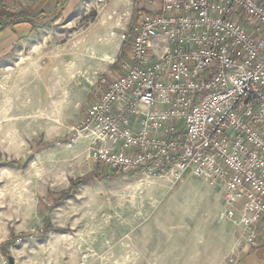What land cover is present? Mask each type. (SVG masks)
<instances>
[{
    "label": "rangeland",
    "instance_id": "1",
    "mask_svg": "<svg viewBox=\"0 0 264 264\" xmlns=\"http://www.w3.org/2000/svg\"><path fill=\"white\" fill-rule=\"evenodd\" d=\"M32 1L2 5L32 16L58 9V27L44 35L60 45L100 11L134 15L161 0H79L71 11L65 0ZM40 18L32 23L46 27ZM18 33L0 40V264H239L248 245L226 215L224 188L89 158L74 122L93 89L83 85L75 106L62 105L51 78L59 47L42 55Z\"/></svg>",
    "mask_w": 264,
    "mask_h": 264
},
{
    "label": "built area",
    "instance_id": "2",
    "mask_svg": "<svg viewBox=\"0 0 264 264\" xmlns=\"http://www.w3.org/2000/svg\"><path fill=\"white\" fill-rule=\"evenodd\" d=\"M117 36L128 53L77 124L89 157L221 186L246 244H264V0H161Z\"/></svg>",
    "mask_w": 264,
    "mask_h": 264
},
{
    "label": "crops",
    "instance_id": "3",
    "mask_svg": "<svg viewBox=\"0 0 264 264\" xmlns=\"http://www.w3.org/2000/svg\"><path fill=\"white\" fill-rule=\"evenodd\" d=\"M19 1L21 2L19 7L26 5L25 0ZM78 1L79 0H65L63 8L68 11L73 8ZM118 1L123 4L127 0ZM57 12L58 9L55 10L53 14H47L49 22L45 23L46 20H43V23H45V25L47 24L46 27L42 26L40 23H28L25 21L17 25L8 26L1 31L0 40H4L7 31L16 29L19 31V36L23 37L22 39H34V41H32L33 46H35L34 49L38 51L43 50L42 55H44L47 46L51 47L57 45L59 47L57 53L54 54L57 60L55 65L57 66L55 67V72L51 74V78L52 81H56V84H54L55 93L59 97L63 95V97H65V100L61 101L62 105L73 104L75 106L78 101L76 96L81 92L79 90L83 88V85L87 86L85 87L87 89H93L91 94L87 93L89 94V98L84 102L81 114L74 122L77 123L89 104L94 102L99 95V84L97 83V87L93 88V82L96 83L97 78L108 71L114 74L118 73V58L125 56L127 53L126 50L129 49V47H127V49L125 48L124 42L120 40L117 33L120 32L121 28L129 21L132 14L128 10H126V13L124 12L128 16L115 11H112V13L109 12V10L100 11L102 14L84 25V27L73 28V36H70V38L62 44L58 45L56 40H54V42L50 41V35L49 38H45L44 35V32L51 33L50 29H52V27H58L55 24L59 19H54V16H57ZM62 25L63 24H61V26ZM58 29L62 30L60 28ZM112 30L115 31V35H110ZM53 103L57 105L56 102H52L51 105ZM78 144L86 145V152H88L87 142L83 137L79 139ZM242 243L244 242L241 241V244ZM245 249L246 251H244ZM245 249H243L242 252L240 250L241 264H264L263 243L257 248L245 246Z\"/></svg>",
    "mask_w": 264,
    "mask_h": 264
},
{
    "label": "trees",
    "instance_id": "4",
    "mask_svg": "<svg viewBox=\"0 0 264 264\" xmlns=\"http://www.w3.org/2000/svg\"><path fill=\"white\" fill-rule=\"evenodd\" d=\"M2 1L3 0H0V33L4 28H6L8 26L17 25V24L24 22V21L28 22V23H32L35 19H39L42 16L44 18L43 20H46L45 23L49 22V18L47 16V14L43 13L42 11L37 12L35 14L36 16H32V15L25 14V13H23V15L22 14L20 15L16 12L6 10L5 7L2 5ZM23 18H25V20H23ZM40 22H41V20H40ZM80 183H81L80 179L79 180H73L70 188L77 187V186H79ZM46 227H49V226L46 225Z\"/></svg>",
    "mask_w": 264,
    "mask_h": 264
},
{
    "label": "water",
    "instance_id": "5",
    "mask_svg": "<svg viewBox=\"0 0 264 264\" xmlns=\"http://www.w3.org/2000/svg\"><path fill=\"white\" fill-rule=\"evenodd\" d=\"M9 262H10V264H12V263H13V261H12V259H11V258H9Z\"/></svg>",
    "mask_w": 264,
    "mask_h": 264
}]
</instances>
